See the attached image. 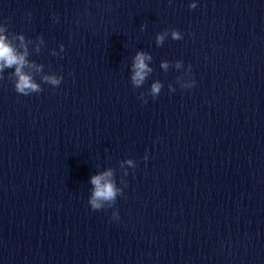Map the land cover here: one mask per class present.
Instances as JSON below:
<instances>
[{"label":"clouds","instance_id":"1","mask_svg":"<svg viewBox=\"0 0 264 264\" xmlns=\"http://www.w3.org/2000/svg\"><path fill=\"white\" fill-rule=\"evenodd\" d=\"M171 2V0H170ZM197 7L196 0H192L189 4L190 9H195ZM58 16H54V20H58ZM146 27L145 25H141L142 30ZM171 34V38L173 40H181L183 39L182 33L177 29H166L162 32L157 33L155 42L156 45L162 46L165 38ZM12 37H16L19 41V46H16L12 42ZM40 43H43L42 36L39 38ZM30 42V41H29ZM39 51V48H37ZM64 51V45H60V52ZM56 54L55 52L53 53ZM29 51L27 47V43L25 42V36L20 33H13L8 30V22H0V80L4 79L5 69H12L11 73V81L14 86V90L23 96H30L33 93H40L43 91L41 87L42 84H48L52 87H58L63 80L62 75H45L41 78L40 82H37L35 77L31 74V72L26 69L33 68L37 72L42 71V65H37L34 62L29 60ZM153 60L152 55L146 51H137L133 57L131 64V78L130 83L134 88H140L144 85L146 79L149 74L153 71L151 67H149V62ZM177 68L182 66V61H177ZM161 67L167 70L168 62H163ZM188 73L191 76V66L188 67ZM194 79H188L186 82L180 84L181 88L190 89L195 86ZM169 91H175V88L171 85L168 86ZM163 88V84L159 81L153 82L148 91V96H151L153 99H156L161 90ZM140 99L142 103H147V99L144 96V93H141ZM144 159L147 160V153L144 156ZM126 163L132 167H136L133 164L132 160L126 161ZM123 167V163L121 164ZM125 176L128 175L127 172L124 173ZM124 187H127L125 181H121ZM90 184L92 185V191L88 199V204L91 209L94 211H99L106 208H113L112 218L118 219L119 213L118 210L115 209V204L117 201V197L123 195V187H119L117 185V181L114 178V170L108 169L99 174L92 175L90 177Z\"/></svg>","mask_w":264,"mask_h":264}]
</instances>
